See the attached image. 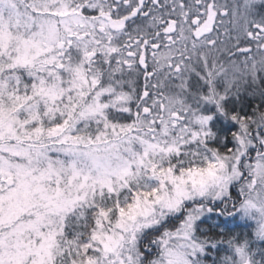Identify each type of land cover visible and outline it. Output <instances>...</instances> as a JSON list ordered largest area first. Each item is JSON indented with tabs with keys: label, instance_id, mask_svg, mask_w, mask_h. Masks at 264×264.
Listing matches in <instances>:
<instances>
[{
	"label": "snow or ice",
	"instance_id": "1",
	"mask_svg": "<svg viewBox=\"0 0 264 264\" xmlns=\"http://www.w3.org/2000/svg\"><path fill=\"white\" fill-rule=\"evenodd\" d=\"M0 264H264V0H0Z\"/></svg>",
	"mask_w": 264,
	"mask_h": 264
}]
</instances>
